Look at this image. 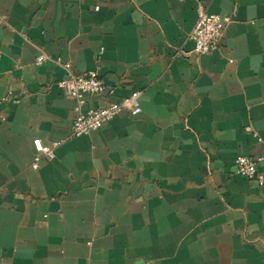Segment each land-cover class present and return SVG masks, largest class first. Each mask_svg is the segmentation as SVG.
<instances>
[{
  "label": "crops",
  "instance_id": "1",
  "mask_svg": "<svg viewBox=\"0 0 264 264\" xmlns=\"http://www.w3.org/2000/svg\"><path fill=\"white\" fill-rule=\"evenodd\" d=\"M199 6L230 18L202 56ZM97 67L84 110L141 112L74 136L58 82ZM240 155H264V0H0V264H264Z\"/></svg>",
  "mask_w": 264,
  "mask_h": 264
},
{
  "label": "built area",
  "instance_id": "2",
  "mask_svg": "<svg viewBox=\"0 0 264 264\" xmlns=\"http://www.w3.org/2000/svg\"><path fill=\"white\" fill-rule=\"evenodd\" d=\"M229 22V17L209 13L203 6H199L197 21L190 34L194 43V54L198 56L209 55L220 50L224 30ZM45 61L46 56L40 55L36 64L41 65ZM58 63L65 70L71 69L69 63H63L61 60H58ZM58 86L67 96L75 100V118L71 129L74 136L89 135L101 130L124 110H130L133 116H137L141 112V108L137 105L139 93L124 98L118 103L84 110L89 96L101 95L106 90L105 82L98 67L81 75L69 73L66 78L58 82ZM35 149L33 169L39 168L43 156L54 157L53 152L44 150L40 140L35 141ZM263 160L264 155L257 159L242 155L237 156L231 176H242L256 185L264 186V175L259 170V163Z\"/></svg>",
  "mask_w": 264,
  "mask_h": 264
}]
</instances>
